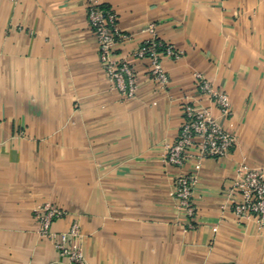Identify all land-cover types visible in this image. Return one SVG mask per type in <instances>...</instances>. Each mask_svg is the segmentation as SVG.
<instances>
[{
    "label": "crops",
    "instance_id": "obj_1",
    "mask_svg": "<svg viewBox=\"0 0 264 264\" xmlns=\"http://www.w3.org/2000/svg\"><path fill=\"white\" fill-rule=\"evenodd\" d=\"M99 2L116 14L132 97L107 77L87 0H0V264H66L37 232L45 203L64 211L52 232L78 224L88 264H264V232L228 197L238 165L264 172V0ZM149 25L181 51L162 59L165 88L135 56ZM195 71L228 94L235 143L202 161L187 218L169 192L193 164L163 156L185 102L218 114Z\"/></svg>",
    "mask_w": 264,
    "mask_h": 264
},
{
    "label": "built area",
    "instance_id": "obj_2",
    "mask_svg": "<svg viewBox=\"0 0 264 264\" xmlns=\"http://www.w3.org/2000/svg\"><path fill=\"white\" fill-rule=\"evenodd\" d=\"M87 20L96 41L101 63L109 81L126 97H132L136 90V77L131 66L114 58V45L123 37L116 26V14L99 0H87ZM146 30L152 35L135 52V56L150 62V75L161 88L169 83L162 65L163 57L178 59L181 51L173 44L159 39L152 25ZM193 76L197 88L218 110L215 115L211 107L192 102L183 105V120L175 140L165 145L163 161L168 165L183 166L190 161L193 170L178 174L169 195L176 201L187 218L194 215L193 189L198 182V170L206 158L224 157L235 143V136L225 129L220 119L231 114L227 93L215 85L201 72ZM233 214L238 218L254 217L264 232V172L258 168L240 164L235 170L232 186L228 190ZM40 236L54 239V247L66 264H88L79 241V227L73 222L67 231L54 233L50 224L61 217L64 211L48 203L34 209ZM215 230V229H214Z\"/></svg>",
    "mask_w": 264,
    "mask_h": 264
}]
</instances>
